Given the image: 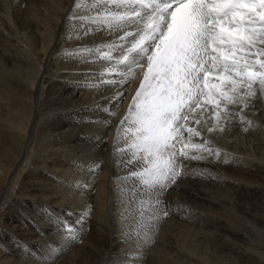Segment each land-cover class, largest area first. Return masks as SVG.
I'll return each mask as SVG.
<instances>
[{"label": "bare ground", "instance_id": "1", "mask_svg": "<svg viewBox=\"0 0 264 264\" xmlns=\"http://www.w3.org/2000/svg\"><path fill=\"white\" fill-rule=\"evenodd\" d=\"M53 2L0 0V264H264V96L227 105L211 133L189 125L201 135L184 150L204 159L182 162L174 201L149 220L120 126L144 69L108 84L125 78L103 57L123 33L96 30L93 0ZM205 139L219 157L191 148Z\"/></svg>", "mask_w": 264, "mask_h": 264}, {"label": "snow or ice", "instance_id": "2", "mask_svg": "<svg viewBox=\"0 0 264 264\" xmlns=\"http://www.w3.org/2000/svg\"><path fill=\"white\" fill-rule=\"evenodd\" d=\"M93 8L96 30L123 33L111 46L114 55L106 52L103 57L123 65L125 78L113 73L107 83L126 85L144 69L120 126L130 133L125 150L143 161L141 170L128 176H139L151 189L141 193L154 201L148 219L156 220L161 197L176 183L182 162L204 159L184 150L189 148L185 133L189 140L201 135L189 125L211 133L213 121L233 115L227 105L248 107V98L257 92L264 96V0H93ZM68 18L81 26L89 19L77 17L75 9ZM92 31L89 27L86 34ZM125 93L110 102L118 106ZM208 143L205 139L191 148L219 157ZM60 227L71 234L70 240L75 238L73 225L63 222Z\"/></svg>", "mask_w": 264, "mask_h": 264}, {"label": "rangeland", "instance_id": "3", "mask_svg": "<svg viewBox=\"0 0 264 264\" xmlns=\"http://www.w3.org/2000/svg\"><path fill=\"white\" fill-rule=\"evenodd\" d=\"M46 2L48 3V0H46ZM50 2H51V3H50ZM49 3H50V5H51V7L54 6L53 8H56V3L53 2V0H52V1L49 0ZM261 132H262L261 135H264V134H263L264 132H263V131H261ZM234 135H235V134H234ZM235 137H236V136H234V138H235ZM262 137H264V136H262ZM186 141H190V140H184L185 143H188V142H186ZM244 145H245L246 147H249V149H250V144H245V143H244ZM190 146H191V145H190ZM251 150H254V148H252ZM202 154H206V153L202 152ZM209 156H210V155H209ZM191 174H192V177L195 178V176H193V175H195L196 173H195V174L190 173L189 175H191ZM199 175H201V177H204V176H205L204 174H199ZM199 175H198V176H199ZM198 176L196 175L197 178H200V176H199V177H198ZM127 178H128V177H127ZM130 181H132V180H130ZM195 188H196V186H195ZM198 188H199V187H197V189H198ZM199 189H200V190L203 189V190H201L202 192H203V191H204V192L206 191L205 188H199ZM169 191H170V190L167 189V191H165L164 194H163L164 196L161 197V199L163 200V204H164V205H165L167 202H173V201H174V200H172L171 198H165V195H166ZM193 191H195V190H193ZM221 191H222V190H221ZM196 193H198V192H194V194H196ZM222 197H224V195H222ZM222 197L219 196V197H217V198L220 199V200H221V199H222V200H225V197H224V198H222ZM168 199H171V201L168 200ZM237 203H238V201H237ZM218 205H219V204H217V206H218ZM161 207H162V206H161Z\"/></svg>", "mask_w": 264, "mask_h": 264}]
</instances>
